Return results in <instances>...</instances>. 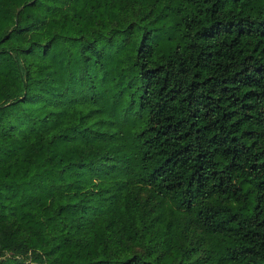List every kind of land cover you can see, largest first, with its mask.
I'll return each mask as SVG.
<instances>
[{
    "label": "trees",
    "instance_id": "trees-1",
    "mask_svg": "<svg viewBox=\"0 0 264 264\" xmlns=\"http://www.w3.org/2000/svg\"><path fill=\"white\" fill-rule=\"evenodd\" d=\"M0 264H264V0H0Z\"/></svg>",
    "mask_w": 264,
    "mask_h": 264
}]
</instances>
